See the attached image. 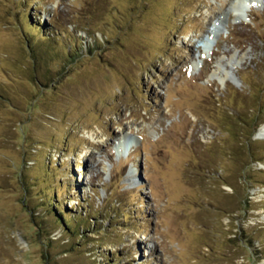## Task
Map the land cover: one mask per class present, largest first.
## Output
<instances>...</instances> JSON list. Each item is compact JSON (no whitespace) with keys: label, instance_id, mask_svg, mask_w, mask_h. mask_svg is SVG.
<instances>
[{"label":"rangeland","instance_id":"obj_1","mask_svg":"<svg viewBox=\"0 0 264 264\" xmlns=\"http://www.w3.org/2000/svg\"><path fill=\"white\" fill-rule=\"evenodd\" d=\"M239 1L0 0V264H264V0Z\"/></svg>","mask_w":264,"mask_h":264},{"label":"trees","instance_id":"obj_2","mask_svg":"<svg viewBox=\"0 0 264 264\" xmlns=\"http://www.w3.org/2000/svg\"><path fill=\"white\" fill-rule=\"evenodd\" d=\"M25 22L26 25L30 28V33L25 32V34L32 38V36L34 37L33 39L35 40V34H41L42 36H44L45 32V38L48 39L49 41H53L52 37L49 36V32L52 33V27H49V32L48 28L46 29V27L42 24V23H33L31 21L32 16L30 13H27L25 16ZM54 32V31H53ZM55 38L58 35L57 33H55ZM37 39H39L37 37ZM55 40V39H54ZM94 46L90 45L89 49H93ZM241 122L244 123H248L246 117H244L243 115H240V117L238 118ZM256 118L253 119V121L250 123V125L248 126H252V130L253 132L251 134H249L248 136L244 135V134H237V136L240 139H252L255 136V133L257 132V130L260 128V126L263 124L262 122H257L255 121ZM69 190V196H70V188L67 186V189ZM47 195L49 193H46ZM47 195H43V194H39L37 195V199L40 200V205L38 208V205L36 206V210L38 208V210L40 209L41 212L39 214V216L43 213L44 215H41V220H47L48 221V226H52V228H56L59 229L60 227L62 228L63 232L66 233V235H71L73 236V232L76 231V229L81 228L82 226L78 225V220L80 222L83 221L80 215L81 210L79 211L78 214L73 213L72 209H70L67 206L66 201L71 200L70 198H65L66 196L59 198V193L57 191L54 192L53 198L52 197H48ZM89 206V205H88ZM78 207L81 209V205H78ZM40 217H36L37 220H39ZM84 222V221H83ZM77 223V224H76Z\"/></svg>","mask_w":264,"mask_h":264},{"label":"bare ground","instance_id":"obj_3","mask_svg":"<svg viewBox=\"0 0 264 264\" xmlns=\"http://www.w3.org/2000/svg\"><path fill=\"white\" fill-rule=\"evenodd\" d=\"M242 1H243V0H241V3H240V1H239V3L242 4ZM258 131H259V135H260V136H264V125H263ZM122 143L124 144V140H123Z\"/></svg>","mask_w":264,"mask_h":264}]
</instances>
